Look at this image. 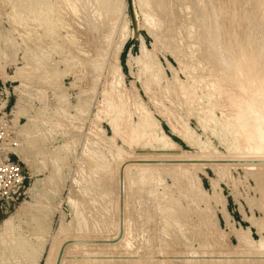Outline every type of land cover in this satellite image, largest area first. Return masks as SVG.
<instances>
[{"label":"rangeland","instance_id":"374dc122","mask_svg":"<svg viewBox=\"0 0 264 264\" xmlns=\"http://www.w3.org/2000/svg\"><path fill=\"white\" fill-rule=\"evenodd\" d=\"M261 1L0 0V264H264Z\"/></svg>","mask_w":264,"mask_h":264},{"label":"bare ground","instance_id":"6f19581e","mask_svg":"<svg viewBox=\"0 0 264 264\" xmlns=\"http://www.w3.org/2000/svg\"><path fill=\"white\" fill-rule=\"evenodd\" d=\"M146 1H147V0H146ZM167 1H168V0H167ZM259 1H260V3L262 2L261 0H259ZM99 2H100V1H99ZM107 2H108V1H107ZM149 2H150V0H149ZM158 2H159V1H158ZM193 2H194V1H193ZM195 2H196V1H195ZM205 2H206V1H205ZM155 3H156V2H155ZM155 3H154V4H155ZM210 3H211V2H210ZM215 3H216V2H215ZM241 3H242V2H241ZM260 3L257 4L256 9H260V10L262 11V12H261V11H260V12L262 13V17L264 18V13H263V12H264V11H263V10H264V5H263V3H262V4H260ZM146 4L148 5V3H146ZM156 4H158V3H156ZM99 5H101V4H99ZM147 5H144V6H147ZM151 5H152V4H151ZM161 5H162V4H161ZM218 5H219V4H218ZM245 5H246V4H245ZM228 6H229V5H228ZM99 7H100V6H99ZM101 7H103V6H101ZM155 7H156V6H155ZM219 7H220V6H219ZM237 7H238V6H237ZM96 8H97V6H96ZM149 8H150V7H149ZM164 8H165V7H164ZM152 9H153V8H152ZM152 9H151V10H152ZM215 9H216V8H215ZM97 10H98V9H97ZM99 10H100V8H99ZM210 10H211V9H210ZM213 10H214V9H213ZM245 10H246V9H245ZM161 11H162V10H161ZM238 11H239V10H238ZM255 12H256V11H255ZM98 13H99V12H98ZM231 13H232V12H231ZM237 13H238V12H237ZM217 14H218V13H217ZM163 15H164V14H163ZM192 15H193V14H192ZM213 15H214V14H213ZM250 15H251V14H250ZM158 17H159V16H158ZM213 18H214V17H213ZM232 18H233V16H232ZM237 18H238V17H237ZM246 18H247V17H246ZM94 19H95V18H94ZM244 19H245V18H244ZM259 19H260V18H259ZM150 20H151V19H150ZM212 21H213V20H212ZM215 21H216V20H215ZM251 21H252V20H251ZM92 22H93V21H92ZM96 22H97V20H96ZM152 22H153V21H152ZM160 22H162V21H160ZM207 22H208V21H207ZM260 22H262V21H260ZM263 22H264V21H263ZM209 23H210V22H209ZM216 23H217V22H216ZM152 24H153V23H152ZM164 24H165V22H164ZM197 24H198V23H197ZM214 24H215V23H214ZM251 24H252V23H251ZM95 25H96V24H95ZM260 25H261V24H260ZM153 26H154V25H153ZM222 26H223V25H222ZM250 26H252V25H250ZM254 26H255V25H254ZM236 27H237V26H236ZM252 27H253V26H252ZM232 28H234V27H232ZM241 28H242V27H241ZM253 28H254V27H253ZM216 29H217V28H216ZM216 29H215V30H216ZM218 29H219V28H218ZM257 29H258V28H257ZM99 30H100V29H99ZM197 30H198V29H197ZM219 30H220V29H219ZM219 30H216V31L219 32ZM237 30H238V29H237ZM247 30H248V29H247ZM247 30H246V31H247ZM244 31H245V30H244ZM244 31H242V32H244ZM246 31H245V33H246ZM248 31H249V30H248ZM253 31H255V30H253ZM262 31H263V30H262ZM235 32H236V31H235ZM239 32H241V31H239ZM250 32H251V30H250ZM194 33H195V32H194ZM194 33H193V34H194ZM220 33H221V32H220ZM220 33H218V34H220ZM237 33H238V32H237ZM248 33H249V32H248ZM255 33H256V32H255ZM221 34H222V33H221ZM228 34H229V31H228ZM232 34H233V32H232ZM263 34H264V33H263ZM100 35H101V34H100ZM198 35H199V34H198ZM215 35H216V38H217V32H216ZM215 35H214V36H215ZM240 35H241V34H240ZM243 35H244V33H243ZM246 35H247V33H246ZM195 36H196V35H195ZM219 36H220V35H218V37H219ZM222 36H223V35H222ZM257 36H258V34H257ZM95 37H96V36H95ZM100 37H101V36H100ZM233 37H234V36H233ZM233 37H232V38H233ZM243 37H244V36H243ZM245 37L247 38L248 35L245 36ZM250 37H251V36H250ZM250 37H249V39H254V38H252V37L250 38ZM219 38H220V37H219ZM227 38H228V37H227ZM260 38H262V37H259L258 39H260ZM228 39H230V38H228ZM213 40H214V39H213ZM217 40L219 41V39H217ZM217 40H216V41H217ZM226 40H227V39H226ZM237 40H238V39H237ZM243 40H244V39H243ZM205 41H206V40H205ZM221 41H222V39H221ZM239 41H240V39H239ZM245 41L247 42V39L244 40V43H245ZM254 41H256V39H255ZM213 42H215V40H214ZM230 42H231V41H229L228 43L230 44ZM233 42H236V41H233ZM233 42H232V43H233ZM248 42H249V41H248ZM251 42H252V41H251ZM251 42H250V43H251ZM258 42H263V45L261 44V47L258 46V47H260V49H261V50H259V51H262V48H263V46H264V39L262 38L261 41H258ZM209 43H210V41H209ZM220 43L222 44V42H220ZM225 43H226V42H225ZM239 43H240V42H239ZM250 43H248V44H250ZM223 44H224V43H223ZM237 44H238V43H237ZM240 44H241V43H240ZM248 44L244 45L243 47L246 48V46H247ZM252 44H253V43H252ZM254 44H255V42H254ZM259 44H260V43H259ZM259 44H258V45H259ZM209 45H210V44H209ZM218 45H219V44H218ZM225 45H226V44H225ZM242 45H243V44H242ZM221 46H223V45H221ZM228 46H229V45H228ZM230 46H231V45H230ZM235 46H236V45H235ZM238 46H239V45H238ZM251 46L255 47L254 45H251ZM211 47H212V46H211ZM211 47H210V48H211ZM223 47H224V46H223ZM240 47H241V49H242V46H240ZM231 48H232V46L230 47V50H231ZM244 48H243V50H244ZM256 48H257V44H256ZM232 49H233V48H232ZM238 49H239V47H238ZM238 49H237V50H238ZM246 49H247V48H246ZM252 49H253V48H252ZM258 49H259V48H258ZM258 49H257V50H258ZM222 50L224 51L223 48H222ZM222 50H221V51H222ZM247 50H248V49H247ZM250 50H251V49H250ZM263 50H264V49H263ZM225 51H226V50H225ZM225 51H224V52H225ZM227 51L229 52V50H227ZM244 51H246V50H244ZM252 51H253V50H252ZM198 52H199V50H198ZM231 52H232V50H231ZM247 52H248V51H246V53H247ZM254 52H255V51H254ZM207 53H208V52H207ZM234 53H235V52H232V54H234ZM237 53H238V52H237ZM242 53H244V52H242ZM246 53H244V54H246ZM252 53H253V52H252ZM258 53H259V52H258ZM221 54L226 55V54H224V53H222V52H221ZM221 54H220V56H221ZM235 54H236V53H235ZM248 54H249V53H248ZM248 54H246V56H247ZM255 54H257V53L255 52ZM260 54H261V53H260ZM97 55H98V54H97ZM200 55H201V54H200ZM258 55H259V54H258ZM263 55H264V54H263ZM98 56H99V55H98ZM220 56H219V57H220ZM239 56H242V55H239ZM243 56H244V55H243ZM249 56H251V55H249ZM260 56H262V55H260ZM260 56H258V57L260 58ZM117 57H118V56H117ZM200 57H201V56H200ZM214 57H215V56H214ZM229 57H231L230 54H229ZM256 57H257V55H256ZM223 58H224V57H223ZM223 58H222V60H223ZM232 58H234V57H232ZM246 58H247V57H246ZM254 58H255V57H254ZM263 58H264V57H263ZM111 59H112V58H111ZM224 59H225V58H224ZM227 59H228V58H227ZM229 59H231V58H229ZM235 59H237V58H235ZM235 59H234V61H235ZM255 59H256V62H258L259 60H260L261 62H263V61H262L263 59H261V58H260L258 61H257V58H255ZM114 60H115V59H114ZM232 60H233V59H232ZM248 60H250V58H249ZM252 60H253V58H252ZM252 60H251V61H252ZM116 61H117V60H116ZM237 61H238V60H237ZM239 61H240V59H239ZM251 61H250V62H251ZM260 61H259L258 63H256V64H259ZM223 62H224V61H223ZM230 62H231V61H230ZM230 62H229V61L227 62V60H226V63L230 64ZM244 62L247 63V61H244ZM113 63H114V61H113ZM237 63H238V62H237ZM237 63H236V64H237ZM263 63H264V62H263ZM238 64H239V63H238ZM261 64H262V63H261ZM113 65H114V64H113ZM118 65H119V64H118ZM224 65H225V62H224ZM230 65H231V64H230ZM233 65H234V63H233ZM239 65H240V64H239ZM244 65H245V64H244ZM249 65H250V64H248V66H249ZM262 65H263V64H262ZM116 66H117V65H116ZM225 66L227 67V64H226ZM234 66H236V65H234ZM240 66H241V65H240ZM240 66H239V68H240ZM245 66H246V65H245ZM252 66H253V65H252ZM258 66H260V64H259ZM118 67H119V66H118ZM207 67H208V66H207ZM228 67H229V66H228ZM228 67H227V68H228ZM231 67H233V66H231ZM236 67H237V66H236ZM241 67H242V66H241ZM256 67H257V66H256ZM260 67H261V66H260ZM262 67H264V65H263ZM239 68H238V69H239ZM245 68H246V67H245ZM251 68H252V67H251ZM117 69H118V68H117ZM229 69H230V67H229ZM229 69H228V70H229ZM235 69H236V71H237V68H235ZM120 70H121V69H120ZM226 70H227V69H226ZM241 70H242V69H240V70H238V71L240 72ZM245 70H247V69H245ZM255 70H256V69H255ZM233 71H234V70H233ZM263 71H264V70H263ZM263 71H262V72H263ZM239 72H238V74L240 75ZM260 73H261V72H260ZM219 74H220V73H219ZM238 74H237V75H238ZM242 74H243V73H242ZM243 75H244V74H243ZM243 75H242V76H243ZM247 75H248V73H247ZM255 75H256V74H255ZM120 76H121V75H120ZM250 76H253V74L250 75ZM250 76H249V77H250ZM259 76H260V74H259ZM262 76H263V78H264V75H263V74H262ZM229 78H230V77H229ZM236 78H237V76H236ZM236 78H235V79H236ZM238 78L240 79L241 77H238ZM244 78H245V77H244ZM254 78H255V77H254ZM254 78H253V79H254ZM257 78H259V77H257ZM246 79H247V78H246ZM246 79H245L244 81H246ZM248 80H251V79L249 78ZM254 80H255V79H254ZM259 80H260V79H258V81H259ZM240 81H243V80L240 79ZM262 81H263V80H262ZM262 81H261V82H258V83L260 84V85L258 84V85H259L258 87L260 88L261 91H262V89L264 88V83H263ZM234 82H236V81H234ZM238 82H239V81H238ZM253 82H254V81H253ZM240 83H241V82H240ZM240 83H238V86L241 85ZM244 83H245V82H244ZM246 83L248 84V81H247ZM249 83H250V81H249ZM239 84H240V85H239ZM247 84H246V85H247ZM246 85H245V87L247 88ZM250 85H251V84H250ZM254 85H256V83H255ZM254 85L252 84V86H254ZM229 86H230V85H229ZM248 86H249V85H248ZM262 86H263V88H262ZM241 87H243V86H241ZM256 87H257V86H256ZM256 87H254V88H256ZM238 88H240V87H237V89H238ZM251 89H252V87H251ZM256 89H257V88H256ZM256 89H255V90H256ZM238 90H239V89H238ZM242 90H243L244 92L246 91V90H244V89H242ZM252 90H253V89H252ZM255 90H254V91H255ZM248 91L251 93V91H250L249 88H248ZM258 91H259V89L256 91V93H257ZM235 92H237L236 89H235ZM238 92H240V94H241V90L238 91ZM246 92H247V91H246ZM252 92H253V91H252ZM253 93H254V92H253ZM256 93H255V94H256ZM259 93H261V92H259ZM259 93H257V94L259 95ZM238 94H239V93H238ZM240 94H239V98H238V100H239V99L242 100V101L244 102V104L247 103V102H245L246 100L244 101L243 98L241 99ZM242 94H243V92H242ZM242 94H241V95H242ZM255 94H254V95H255ZM257 94H256V95H257ZM263 94H264V91H263V93H262V96L260 95V98H261V99H260L258 96L255 95V96H256L255 98L258 97L260 100H262V102H260V100H259V104L262 103L261 107L264 105V102H263V100H264V98H263ZM244 95H245V93H244ZM246 95H247V94H246ZM246 95H245V96H246ZM251 95H253V94L251 93ZM254 95H253V96H254ZM212 96H213V95H212ZM212 96H211V97H212ZM236 96H237V95H236ZM242 96H243V95H242ZM245 96H244V97H245ZM229 97L231 98V95H230ZM237 97H238V96H237ZM247 97H249V95H248ZM251 97H252V96H251ZM251 97L248 98V99H252ZM235 98H236V97H235ZM258 98H257V99H258ZM231 99H232V98H231ZM218 100H219V99H218ZM229 100H230V99H229ZM235 100L237 101V99H235ZM253 100H254V98H253ZM232 101L234 102V100H232ZM236 101H235V102H236ZM233 102H232V103H233ZM235 102H234L233 104H234V105H238V104H235ZM249 102H251V101H249ZM254 102H255V101H253L252 104H253ZM239 104H241V103H239ZM248 104H249V103H248ZM250 104H251V103H250ZM255 105H256V102H255ZM255 105H254V106H255ZM230 106H231V105H230ZM251 106H252V105H251ZM257 106H258V105H257ZM235 107H236V106H235ZM239 107H240V106H239ZM239 107H238V108H239ZM241 107H242V106H241ZM245 107H246V105H245ZM245 107H244L243 112L245 111ZM242 108H243V107H242ZM256 108H257V107H255V109H256ZM235 109H237V108H234V110H235ZM237 110H238V109H237ZM256 110H257V109H256ZM258 110H259V107H258ZM240 111H242V110L240 109ZM246 111H247V110H246ZM145 112H146V111H145ZM236 112H237V111H236ZM238 112H239V111H238ZM257 113H258V115H257L258 127H259V125L264 127V124H263V123H264V116H263L264 111H263V110L261 111V109H260ZM246 114H247V117H248V114H250V113H247V112H246L244 115L246 116ZM234 115H235V114H234ZM237 115H238V116H241V115H243V114H242V112H241V115H240V112H239ZM118 116H119V115H118ZM249 116H250V115H249ZM261 116H262V117H261ZM142 117H143V116H142ZM148 117H149V116H148ZM243 117H244V116H243ZM233 118H235V117H233ZM239 118L241 119L242 116L239 117ZM249 118L251 119L252 117H249ZM119 119H120V118H119ZM240 119H239V120H240ZM236 120H237V119H236ZM252 120L255 121V118H254V119L252 118ZM240 121H241V120H240ZM246 121H248V120H246ZM235 122H236V121H235ZM250 122H251V120H250ZM250 122H249V123H250ZM240 123H242V126H243V122H240ZM247 123H248V122H247ZM235 124H239V121H238V123L236 122ZM251 124H252V123H251ZM251 124H250V126H251ZM119 125H120V124H119ZM242 126H240L239 128H241ZM255 126H256V125H255ZM120 127H121V126H120ZM158 127H159V126H158ZM253 127H254V126H253ZM242 128H243V127H242ZM242 128H241V129H242ZM244 128H245V127H244ZM249 128H250V127H249ZM259 128H260V127H259ZM254 129H255V128H254ZM246 130L249 131L248 127L246 128ZM246 130H245V131H246ZM255 130H256V129H255ZM260 130H262V129L260 128L259 131H260ZM160 131H161V130H160ZM116 132H117V131H116ZM173 132H174V131H173ZM253 132H255V131H253ZM162 133H163V132H162ZM241 133H242V132H241ZM250 133H251V131H250ZM132 134H133V133H132ZM183 134H184V133H183ZM247 134H248V133H247ZM247 134H246V137H247V139L249 140V138H248L249 136H247ZM252 134H253V133H252ZM135 135H136V134H135ZM175 135H176V134H175ZM244 135H245V132L243 131V136H244ZM249 135H251V134H249ZM262 135H263V134H262ZM259 136H260V135H259ZM263 136H264V135H263ZM187 137H188V136H187ZM164 138H165V137H164ZM184 138H185V137H184ZM232 138H233V137H232ZM250 138H252V137H250ZM263 138H264V137H263ZM162 139H163V138H162ZM166 139H167V138H166ZM243 140H245V139H243ZM248 140H247V141H248ZM163 141H165V140H163ZM187 141H188V140H187ZM123 142H124V141H123ZM236 142H237V141H236ZM248 142H249V141H248ZM168 143H169V142H168ZM263 143H264V142H263ZM171 145H172V144H171ZM238 145H239V144H238ZM242 145H244V144L242 143ZM249 145H251V144L249 143ZM261 145H262V144H261ZM169 146H170V145H169ZM170 147H171V146H170ZM174 147H175V146H174ZM176 147H177V146H176ZM243 147H244V146H243ZM246 147H247V145H246ZM261 147H262V146H261ZM247 149H248V148H247ZM261 149H262V148H261ZM257 150H258V149H257ZM176 152H177V151H176ZM174 153H175V152H174ZM178 153H179V151H178ZM180 153H181V152H180ZM261 153H262V152H261ZM176 154H177V153H176ZM181 154H182V153H181ZM183 155H184V154H183ZM242 155H244V154H242ZM247 155H248V154H247ZM177 156H178V155H177ZM179 156H180V155H179ZM182 157H183V156H182ZM246 157H247V156H246ZM160 158H161V157H160ZM148 159H149V158H148ZM157 159H158V158H157ZM162 159H163V158H162ZM171 159H172V158H171ZM179 159H181V158L179 157ZM182 160H183V159H182ZM257 160H258V159H257ZM261 160H263V159H261ZM161 161H163V160H161ZM205 161H206V160H205ZM257 162H258V161H257ZM259 162H260V161H259ZM263 162H264V161H263ZM103 165H104V164H103ZM130 167H131V166H130ZM130 167H129V168H130ZM257 167H258V166H257ZM262 167H263V166H262ZM113 169H114V168H113ZM140 169H141V168H140ZM172 169H173V168H172ZM103 170H104V169H103ZM144 170H145V169H144ZM128 171H129V170H128ZM130 171H131V170H130ZM187 171H188V170H187ZM148 172H149V171H148ZM151 172H152V171H151ZM110 173H111V172H110ZM115 173H116V172H115ZM138 173H139V172H138ZM262 173H263V172H262ZM129 174H130V173H129ZM262 175H263V174H262ZM121 176H122V175H121ZM127 176H128V175H127ZM260 176H261V175H260ZM254 177H255V175H254ZM104 178H105V177H104ZM263 178H264V175H263ZM259 179H260V178H259ZM115 181H116V180H115ZM123 181H124V180H123ZM258 181H259V180H258ZM108 182H109V181H108ZM128 183H129V182H128ZM130 183H131V182H130ZM139 183H140V182H139ZM124 184H125V183H124ZM259 184H260V183H259ZM129 186H130V185H129ZM126 187H127V186H126ZM260 189H261V188H260ZM201 191H202V190H201ZM127 192H128V191H127ZM131 192H132V191H131ZM133 192H134V191H133ZM262 192H263V191H262ZM215 195H216V194H215ZM219 200H220V199H219ZM25 206H26V205H25ZM25 206H24V207H25ZM222 207H223V206H222ZM27 208H28V207H27ZM27 208H25V209H27ZM22 209H24V208H22ZM30 209H31V208H30ZM223 209H225V208H223ZM223 209H222V210H223ZM28 210H29V209H28ZM25 211H27V210H25ZM22 212H23V210H22ZM28 212L30 213L31 210H29ZM24 213H26V212H24ZM222 213H223V215H224V212H222ZM226 215H227V214H226ZM224 216H225V215H224ZM224 216H223V217H224ZM226 217H227V216H225L224 218H226ZM20 221H21V220H20ZM16 224H17V223H16ZM11 227H12V226H11ZM16 227H17V226H16ZM12 229H13V227H12ZM12 229H11V230H12ZM11 230H10V232H11ZM8 231H9V230H8ZM8 231H7V232L4 231V232L8 233ZM232 232H233V231H232ZM6 233H5V234H6ZM11 233H12V232H11ZM18 233H19V232H18ZM237 233H238V232H237ZM234 234H235V233H234ZM238 234H239V233H238ZM19 235H20V234H19ZM229 235H230V234H229ZM231 235H232V234H231ZM236 235H237V234H236ZM1 236H2V235H1ZM240 236H241V235H240ZM8 237H9V236H8ZM236 237H238V236H236ZM12 238H13V237H12ZM239 238H241V237H239ZM4 239H5V238H3V237H2V239H0V244H1V245L4 243ZM8 239H9V238H8ZM224 239H225V238H224ZM249 239H250V238H249ZM2 240H3V241H2ZM5 240H6V239H5ZM225 240H227V239H225ZM76 241H77V240H76ZM71 242H72V241H71ZM11 243H13V242H11ZM69 243H70V242H69ZM13 244H15V242H14ZM5 245H6V244H5ZM78 246H79V245H78ZM263 247H264V246H263ZM10 250H11L12 252L14 251V252H13L14 254L12 253V255H11V252H10V255H11L12 258H13V255H14V256H16V257L19 259L20 256L23 255V253H22L23 250H22L21 246H19L18 244H16V246H15L13 249H10ZM61 250H63V249H61ZM63 253H64V252H63ZM80 253H82V252H80ZM0 254H1V252H0ZM2 254H3V253H2ZM67 256H68V255H67ZM11 257H10V258H11ZM55 257H56V256H55ZM65 257H66V256H65ZM23 258H24V257H23ZM70 258H71V257H70ZM92 258H93V257H92ZM197 259H198V258H197ZM13 260H14V259H13ZM91 260H92V259H91ZM49 261H50V260H49ZM63 261H64V260H63ZM47 263H48V262H47ZM53 263H54V262H53ZM55 263H56V262H55ZM81 263H82V262H81ZM226 264H227V263H226Z\"/></svg>","mask_w":264,"mask_h":264},{"label":"built area","instance_id":"2783aa9c","mask_svg":"<svg viewBox=\"0 0 264 264\" xmlns=\"http://www.w3.org/2000/svg\"><path fill=\"white\" fill-rule=\"evenodd\" d=\"M5 141L0 121V204L15 201L26 179L21 164L10 159V154L14 153L5 149Z\"/></svg>","mask_w":264,"mask_h":264},{"label":"trees","instance_id":"16d2710c","mask_svg":"<svg viewBox=\"0 0 264 264\" xmlns=\"http://www.w3.org/2000/svg\"><path fill=\"white\" fill-rule=\"evenodd\" d=\"M122 65H123V59H122ZM123 69H124V65H123ZM175 141L179 142L177 139L173 138Z\"/></svg>","mask_w":264,"mask_h":264},{"label":"water","instance_id":"95a60500","mask_svg":"<svg viewBox=\"0 0 264 264\" xmlns=\"http://www.w3.org/2000/svg\"><path fill=\"white\" fill-rule=\"evenodd\" d=\"M60 259H61V256H60L59 260H60ZM57 264H59V262H58Z\"/></svg>","mask_w":264,"mask_h":264}]
</instances>
